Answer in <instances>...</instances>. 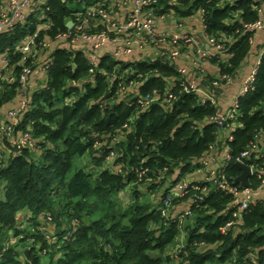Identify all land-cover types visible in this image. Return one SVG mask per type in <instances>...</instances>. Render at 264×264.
Listing matches in <instances>:
<instances>
[{
	"label": "trees",
	"instance_id": "trees-1",
	"mask_svg": "<svg viewBox=\"0 0 264 264\" xmlns=\"http://www.w3.org/2000/svg\"><path fill=\"white\" fill-rule=\"evenodd\" d=\"M101 1H42L40 12L31 13L14 31L0 35V53L9 58L16 78L3 82L0 111L18 95L24 64H32L31 60L23 61L19 50L26 36L50 20L51 27L40 30L38 42L53 38L67 30V21L83 4ZM263 1L161 0L157 15L171 13L180 21L203 11L205 28L201 36H214L224 45L225 53L203 59L219 70L216 75L202 76L200 82L206 85L216 79L225 82L223 76L235 79L249 61L257 31L247 26L263 20ZM44 56L53 61L47 82L29 91L30 107L13 131L16 140L29 132L34 147L17 149L7 139L8 150L0 153L3 261L20 264L16 250L6 251L4 245L12 241L10 237L21 245L27 238L22 237V230L27 229L28 222L39 231L44 229L38 215L48 211L57 226L65 215L80 221L73 239H61L66 256L58 264H264V202L243 212L226 234L221 229L233 218L234 206L230 195L216 189L195 204L190 195L173 197L168 216L162 213L170 188L183 178L192 179L207 154L226 147L233 156L226 168L229 179L234 183L241 174L236 159L249 151L246 161L258 165L262 177L251 176L249 185L261 187L264 54L257 66L254 89L239 98L236 129L230 141L226 137L228 129L211 120L220 112L219 106L210 99L202 100L194 91H185L187 75L165 57L115 58L103 52L98 64L92 66L83 49L59 46ZM155 90L174 97L170 102L146 104L147 95ZM82 159H89L93 167L77 166ZM128 185L134 189L133 205L124 213L115 209V200L103 199L101 203L97 199L108 197L106 190L118 194ZM149 191L156 194V203L141 202ZM92 199L93 215L101 207L104 217L90 219L92 209L88 205ZM180 205L185 209L178 210ZM187 208L191 214L180 223L177 217ZM29 212L33 215L26 222ZM181 231L187 234L184 241L179 239ZM24 252L33 264H39L38 255ZM55 256L51 255V260Z\"/></svg>",
	"mask_w": 264,
	"mask_h": 264
},
{
	"label": "built area",
	"instance_id": "built-area-1",
	"mask_svg": "<svg viewBox=\"0 0 264 264\" xmlns=\"http://www.w3.org/2000/svg\"><path fill=\"white\" fill-rule=\"evenodd\" d=\"M40 2L42 1L2 0L0 5V35L14 31L17 24L20 22L25 23L31 13L40 12L42 10ZM160 4L161 0H102L94 5L83 4L82 9L74 12L73 17L67 21L66 26L69 23H72V26H67L66 31L58 33L53 38L47 37L44 41L38 42L40 30L51 27L52 23L49 20L41 23L36 32L28 34L19 50L24 55L23 61L31 60L32 64H24L18 78L21 83L19 103L18 107L12 109L10 113V118L14 123L13 127H10L8 131V135L11 132L12 135L7 138L11 141L12 146L17 149L27 145L34 147L32 136L29 132L22 134L20 140H16L13 138V131L18 124V115H23L30 107V82L35 76L36 70L46 73L48 77L49 69L53 64L52 59L50 57L45 58L46 56H44L43 60L41 59V64H38V53L50 54L56 46L83 49L89 56L92 66L98 64L103 52H109L115 58H136L139 55L141 57L151 55L152 57H165L172 62L177 59L185 47L192 48L198 55L197 57L202 60L217 53L220 56L225 55L224 45L218 44V40L214 36H204L205 38H203L197 34L180 31L179 29H182L184 24L176 17H173L171 13H164L158 16L157 9L161 6ZM200 13L201 22L203 28H205L203 11ZM160 20H168L169 23L176 20V22L167 28V32H163L158 26ZM247 28L256 31L264 30V21L261 20L250 24ZM148 47H150L149 50H147ZM28 53L33 54L32 57H28ZM262 53L264 54V47ZM258 63L244 80L231 107L224 113L219 112L216 117L211 119L219 127L228 129L226 130V137L229 138V141L233 139L232 133L236 129L234 121L238 115L239 98L254 89ZM10 68L9 58L2 55L0 57V80L3 79V74L6 70ZM179 71L187 75L185 68L179 69ZM197 79L189 80L185 85V91H194L201 96L202 100L210 99L216 104L215 93L217 92L215 89H221L232 82L229 77L223 76L222 79H225V82L216 79L209 84L202 85L203 83L200 82L202 77H197ZM15 80L16 78L13 75L9 78L10 82ZM173 97V94L163 95L158 90H155L147 95L145 102L146 104L160 100L170 102ZM6 125L0 127V135L3 131L6 132L8 130ZM253 147L257 148L256 145ZM249 155V151L242 153L236 159V163L241 162L249 165L252 170V176L257 175L261 179L259 172L261 168L246 161ZM113 156L114 154L112 153L111 157ZM1 158L2 155H0ZM232 161L233 156L227 147L221 152L212 151L207 154L201 160V167L194 171V179L183 178L170 188L169 197L164 202V206L166 205L167 207L162 210L163 215L168 216L173 197H187L190 195L191 203L195 204L204 201L206 194L211 189H216L232 197V205L234 206L233 218L221 229L222 233L226 234L227 230L242 218L243 212H247L251 207L264 202V198L261 195V189L264 187V178L262 179L261 187L258 189L250 185L243 187L241 184L233 183L226 173V168ZM191 193L193 194L192 196ZM190 214L191 210L187 208L177 217V220L183 223Z\"/></svg>",
	"mask_w": 264,
	"mask_h": 264
},
{
	"label": "rangeland",
	"instance_id": "rangeland-1",
	"mask_svg": "<svg viewBox=\"0 0 264 264\" xmlns=\"http://www.w3.org/2000/svg\"><path fill=\"white\" fill-rule=\"evenodd\" d=\"M161 21H164V20H160V22ZM165 21H166V26H168L169 21L168 20H165ZM160 22L158 23L159 29H160ZM149 49H150V47H148L147 50H149ZM189 50L192 51L193 55L198 56L192 48L187 49L186 50L187 52L186 51L182 52L177 57V59L174 61L176 63V65L178 66V69L184 68L181 64L184 61V59H183L184 53H186V55H188L187 57H190L191 62L194 61L193 56H190L192 54L188 53ZM149 54H152V53H149ZM2 55L3 54L0 53V57ZM32 55L33 54H31V53L27 54L28 57H32ZM38 55L39 56H38L37 63L41 64V62L44 58V53H41V54L38 53ZM186 72L188 73V69H186ZM193 73H194V70H193L192 74ZM12 75H14V74H13V69H11V68L9 70H6V72L3 74V79L0 80V96L2 95V93L4 91L3 82H5L7 79L9 80V78ZM194 79H197V78H194ZM196 82H198V81H196ZM19 95H20V91H19L18 95L16 97L12 98V100L10 102L5 104L4 107L2 108V110L0 111V127L5 126V124H7L6 127L8 129L6 132L3 131L2 134L0 135V153L3 152L1 150L2 148H4L5 150H8L5 141H8L7 138L10 135H12V132L8 135V131H9L10 127H13V123H14V121L10 118L11 117L10 113H11L12 109H15L18 107ZM17 118H18V124L16 127H18V125L22 119V114H19ZM9 123H10V125H9ZM7 153L9 154L8 151H7ZM112 159H113V157L108 158L109 161H112ZM77 166H85V167H88L90 169L93 167L92 164L90 163L89 159H84V160L82 159V160L77 161ZM193 178H194V176H193ZM141 191L146 192V190L142 189V188H141ZM261 191H262L261 195L264 198V187L261 189ZM103 194H104V192H103ZM105 194H109V196L105 197V195H102V196L97 197V199L101 200V203H104L103 202L104 200H107V201H109L110 199L115 200L117 202L115 209L117 211H119V213H124V212L128 211L129 207H130V209H132L131 207L133 205V201L131 200V195L134 194V189H132L131 185H128L124 190L120 191L118 194H115V193L112 194L108 190H106ZM0 196L2 197L1 193H0ZM93 201H94V199H92L90 204L88 205V207L90 209H92L91 207H93ZM156 201H157L156 194H153V193H151V191H149V194L147 196H145V198L141 202L142 203H148V202L156 203ZM183 207H185V205H183V206L180 205L178 207V210H182ZM32 213L29 212L27 214L28 216L27 215L25 216L24 221L28 222L30 216L33 215ZM91 213H92V215H91L90 219H92V220L102 218L105 216V212L101 209V207L96 209L94 215H93V209H92ZM38 216H39L38 219L41 220L42 223H45L44 229L39 231L36 228L35 224H33V222H28L27 229L22 230L23 231L22 237H24V235L27 237V238H25V241L21 245H18L16 238L10 237L9 239H11L12 241L10 243H6L4 245V249L7 251L8 248H14L17 252L16 261L20 262V264H33L30 260V257H28L27 254H25V252H24L25 250L32 251L31 254L38 255L40 257L39 264H52V262H55V261L57 263L55 262L53 264H58V260H60L61 258L66 256L65 255L66 252L63 249V243H62L61 239H64L65 241L69 240V239H73L75 234L77 233V230L79 229L80 221L76 220V218L74 216L68 217L67 215H65L61 219V226H57L56 222L54 220L53 221L51 220L52 216H51L50 212H48V211L42 212ZM22 226H23V224L21 223V229H22ZM61 229H65V231L62 232L63 230L61 231ZM39 234H42V235H39ZM186 237H187V234L184 231H181V234L179 235V239H182V241H184V239H186ZM168 253H170L169 250L166 252V254H168ZM53 254L56 256L54 259L51 260V255H53ZM0 264H8V263L3 261V259L0 257ZM208 264H212V263H208Z\"/></svg>",
	"mask_w": 264,
	"mask_h": 264
},
{
	"label": "crops",
	"instance_id": "crops-1",
	"mask_svg": "<svg viewBox=\"0 0 264 264\" xmlns=\"http://www.w3.org/2000/svg\"><path fill=\"white\" fill-rule=\"evenodd\" d=\"M46 1V0H41ZM233 1V0H229ZM261 15L262 19L264 21V2L261 6ZM172 22V23H171ZM168 26H166V21L160 22V30L163 32H167V28L175 23L174 21H171ZM184 24V27L182 29H179L182 32H188L191 34H197L199 36L203 33V24L201 22V13H196L193 17L189 18H183L180 20ZM175 28V27H174ZM253 43V51L252 55L249 58V61L245 64L239 75L232 80V82L228 83L217 93H215V99L217 102V105L219 106V111L221 113L226 112L232 105L236 95L240 91L242 84L246 77L251 73L252 69L256 66V64L260 61L261 55L263 54V45H264V30H258L255 34V37L252 41ZM187 52V51H186ZM189 54H192L190 56H193L194 61H190V57H187L186 53H184L183 59L184 61L181 63L182 66L185 69H188L187 77L188 80H194V78H200L206 74H212L216 75L219 73L218 67L209 63L208 61L202 60L198 58L197 56L193 55L192 51H188ZM187 53V54H188ZM179 63V62H178ZM194 70V73L192 74ZM47 74L44 72H41L40 70H36L35 76L32 78L30 82V91H34L37 88L44 86L47 82ZM200 80V79H199ZM2 151L5 150L4 148L1 149ZM186 207V206H185ZM183 207V209H185ZM182 209V210H183Z\"/></svg>",
	"mask_w": 264,
	"mask_h": 264
},
{
	"label": "water",
	"instance_id": "water-1",
	"mask_svg": "<svg viewBox=\"0 0 264 264\" xmlns=\"http://www.w3.org/2000/svg\"><path fill=\"white\" fill-rule=\"evenodd\" d=\"M174 22H176V20ZM67 26L71 27L72 23H69ZM236 164L242 171L241 174L235 179L236 184H241L243 187H248L249 178L252 176V170L250 166L241 162H237Z\"/></svg>",
	"mask_w": 264,
	"mask_h": 264
}]
</instances>
